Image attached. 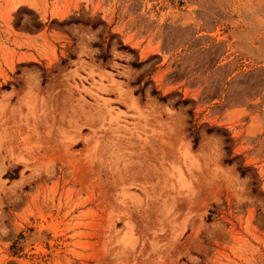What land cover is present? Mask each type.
<instances>
[{
  "label": "rangeland",
  "instance_id": "rangeland-1",
  "mask_svg": "<svg viewBox=\"0 0 264 264\" xmlns=\"http://www.w3.org/2000/svg\"><path fill=\"white\" fill-rule=\"evenodd\" d=\"M0 264H264V0H0Z\"/></svg>",
  "mask_w": 264,
  "mask_h": 264
},
{
  "label": "trees",
  "instance_id": "trees-1",
  "mask_svg": "<svg viewBox=\"0 0 264 264\" xmlns=\"http://www.w3.org/2000/svg\"><path fill=\"white\" fill-rule=\"evenodd\" d=\"M102 59H103V57H102ZM131 65H132V66H137L138 63H137V62H132ZM135 92H136V91H135ZM155 93H156V92H155L154 90L151 91V94H155ZM158 99L162 100L163 98H160V97H159Z\"/></svg>",
  "mask_w": 264,
  "mask_h": 264
},
{
  "label": "bare ground",
  "instance_id": "bare-ground-1",
  "mask_svg": "<svg viewBox=\"0 0 264 264\" xmlns=\"http://www.w3.org/2000/svg\"><path fill=\"white\" fill-rule=\"evenodd\" d=\"M36 245H37V243H36Z\"/></svg>",
  "mask_w": 264,
  "mask_h": 264
}]
</instances>
